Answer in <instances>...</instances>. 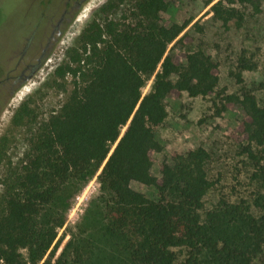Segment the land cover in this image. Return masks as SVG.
<instances>
[{"label":"trees","instance_id":"obj_1","mask_svg":"<svg viewBox=\"0 0 264 264\" xmlns=\"http://www.w3.org/2000/svg\"><path fill=\"white\" fill-rule=\"evenodd\" d=\"M261 2L205 0L224 25L243 20L237 4L257 10ZM113 8V3L102 4L100 11ZM133 8L132 23L89 20L78 36L81 52L66 49L76 65L56 66V76L71 74L80 82L59 110L39 124L24 163L3 181L0 264H68L67 256L71 264H100L90 247L71 246L68 255L70 241L54 258L57 228L65 221L59 207L63 187L96 172L106 191L104 230L134 264H252L264 252V106L244 89L222 93L215 107L218 116L236 105L242 109L228 137L253 166L251 178L263 191L255 199L259 214L251 215L243 201H223L202 221L203 197L213 186L206 172L209 152L202 146L174 151L156 176L151 168L162 146L154 129L167 116L166 97L212 94L219 84V64L201 48L167 50L170 43L185 47L188 37L186 22L160 24L166 0H134ZM237 65L240 83L241 71L253 64L241 56ZM30 118L32 110L22 102L12 121ZM132 181L154 187L156 197L133 189ZM178 250L186 252L182 262Z\"/></svg>","mask_w":264,"mask_h":264},{"label":"rangeland","instance_id":"obj_2","mask_svg":"<svg viewBox=\"0 0 264 264\" xmlns=\"http://www.w3.org/2000/svg\"><path fill=\"white\" fill-rule=\"evenodd\" d=\"M64 0H52V6H62ZM113 3L114 8L103 13L102 4ZM167 8L160 13V24L186 22L183 30L187 34V45L179 47L170 43L167 50L174 53L181 50L201 48L219 64V84L216 90L205 97H192L186 93L179 98H165L167 116L155 127V138L160 142L161 151L154 154L152 174L159 175L162 161L171 162L174 151L185 152L196 146L204 147L210 154L206 164L208 177L213 186L203 197L201 220L205 213L222 202L235 205L241 201L247 206L251 215L259 214L255 204L256 197L263 191L251 178V162L239 155L237 147L228 137L242 117V109L236 105L224 111L220 116L215 114L216 102L222 93L240 94L244 89L251 90L258 103L264 106V2L256 10L250 5L237 7L243 13L240 24L232 19L224 25L212 15L205 0H166ZM37 0H0V66L5 64L11 39L25 31L26 17L37 11ZM134 0H83L71 19L61 28L59 36L44 56L34 74L18 85L7 95L5 102H0V209L4 202L3 181L11 171L18 170L30 152V138L42 122L58 111L60 106L79 84V79L66 74L55 75L59 64H76L70 62L66 49L72 47L81 52L78 36L84 25L91 19L102 20L107 17L115 21L132 23ZM29 30L23 35H27ZM244 56L253 64L250 70H242V82H237L235 75L239 72L237 60ZM0 77H2L0 75ZM78 81V82H77ZM152 77L142 88L146 93L151 86ZM27 103L32 110L33 119H23L15 124L12 117L16 108ZM26 120H29L28 122ZM96 172L86 179H72L64 185L59 197V207L65 213L64 224L57 228V256L64 246L70 255L71 246H81L84 251L90 250L100 264H134L128 256L120 251L114 238L106 234L102 216L106 191L97 179ZM131 187L149 198H155L154 187L132 181ZM238 227V226H236ZM178 260L186 256L184 250L177 251ZM71 264L72 257L67 256ZM252 264H264V252L257 254Z\"/></svg>","mask_w":264,"mask_h":264},{"label":"flooded vegetation","instance_id":"obj_3","mask_svg":"<svg viewBox=\"0 0 264 264\" xmlns=\"http://www.w3.org/2000/svg\"><path fill=\"white\" fill-rule=\"evenodd\" d=\"M82 1L64 0L62 6H52V0H37L35 15L31 12L27 18L24 13L25 31L11 39L5 64L0 66V102H5L7 95L34 74ZM26 30L28 34L23 35Z\"/></svg>","mask_w":264,"mask_h":264}]
</instances>
